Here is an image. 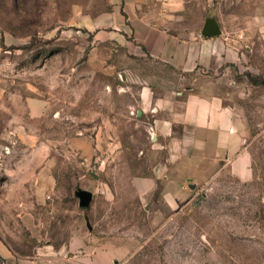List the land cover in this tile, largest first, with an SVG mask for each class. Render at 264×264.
<instances>
[{"label":"rangeland","instance_id":"rangeland-1","mask_svg":"<svg viewBox=\"0 0 264 264\" xmlns=\"http://www.w3.org/2000/svg\"><path fill=\"white\" fill-rule=\"evenodd\" d=\"M154 1L198 31L216 24L237 52L215 88L253 177L223 172L174 209L159 186L140 196L152 142L140 89L181 97L215 76L110 39L111 0H0V264H264V0Z\"/></svg>","mask_w":264,"mask_h":264},{"label":"crops","instance_id":"crops-1","mask_svg":"<svg viewBox=\"0 0 264 264\" xmlns=\"http://www.w3.org/2000/svg\"><path fill=\"white\" fill-rule=\"evenodd\" d=\"M150 1L126 0L122 14L116 1L111 0L110 39L116 35L128 37L135 51L174 70L199 73L201 69L200 76H215L181 97L173 92L159 94L150 85L139 91L138 113L146 118L152 142L146 152L148 175L135 176L134 183L140 196L159 186L165 206L174 209L194 188L223 172L238 181H247L254 173L251 152L234 107L227 102L224 88H215V79L222 78L228 70L227 63H236L237 52L221 31L202 34L206 22L198 31L184 24L186 17L182 14L143 5ZM174 3L167 0L166 5ZM102 256L110 258V252Z\"/></svg>","mask_w":264,"mask_h":264},{"label":"water","instance_id":"water-1","mask_svg":"<svg viewBox=\"0 0 264 264\" xmlns=\"http://www.w3.org/2000/svg\"><path fill=\"white\" fill-rule=\"evenodd\" d=\"M218 33H219V29L216 24H211V23L206 22L205 26L202 29V34L204 35H214ZM75 194L79 198L80 207L88 206L92 198V193L90 191L85 190V189H78L76 190Z\"/></svg>","mask_w":264,"mask_h":264}]
</instances>
